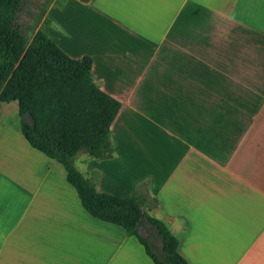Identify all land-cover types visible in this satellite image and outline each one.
<instances>
[{"label":"crops","instance_id":"0c3cea01","mask_svg":"<svg viewBox=\"0 0 264 264\" xmlns=\"http://www.w3.org/2000/svg\"><path fill=\"white\" fill-rule=\"evenodd\" d=\"M72 2L85 31L66 15ZM238 3L64 0L41 29L68 57H89L94 83L120 104L112 157L77 154L76 170L120 197L147 181L149 214L187 264H264V29L234 15ZM12 119L0 140V264H152L133 236L82 209L63 168ZM144 156L151 166L130 179Z\"/></svg>","mask_w":264,"mask_h":264},{"label":"trees","instance_id":"16d2710c","mask_svg":"<svg viewBox=\"0 0 264 264\" xmlns=\"http://www.w3.org/2000/svg\"><path fill=\"white\" fill-rule=\"evenodd\" d=\"M31 2L0 0V103L16 102L20 135L63 168L65 181L90 217L133 236L152 264H187L176 250V237L149 214L158 201L147 181L136 184L131 196H114L98 192L74 167L79 152L94 160L112 157L109 127L120 104L94 83L89 57H68L41 29L25 40L18 16ZM24 114L30 122L22 120ZM139 220L155 228L157 245L152 233L137 235Z\"/></svg>","mask_w":264,"mask_h":264},{"label":"rangeland","instance_id":"374dc122","mask_svg":"<svg viewBox=\"0 0 264 264\" xmlns=\"http://www.w3.org/2000/svg\"><path fill=\"white\" fill-rule=\"evenodd\" d=\"M64 0H49L45 2L44 0H32L30 5H28L24 11L18 16V22L21 26L22 34L26 41H29L34 32L37 29H42L47 27L49 22V17L46 14L47 8L49 5H52L54 3L56 6H60ZM239 7L241 8L240 12L234 13V15H239L242 19L247 20L249 23L255 24V25H261L264 29V0H239ZM69 9L66 10V15L69 18L71 14H74L76 12V22L80 24V27L82 31H85L88 27V19L85 14H78V11L76 10L77 5L72 2L67 6ZM56 14L55 12L51 11V15ZM60 16L63 15V13L56 14ZM57 17V16H56ZM63 19V18H62ZM61 23L56 24V27L61 26ZM56 27H54L56 29ZM42 31V30H41ZM47 33V32H45ZM58 40V45L62 47L63 45V39H61V36L56 37ZM66 43V42H65ZM16 102L11 101L8 103H2L0 104V140H7L10 138V135L12 133L4 131V126L2 125V121L6 120L3 117L7 118L6 120L8 122L7 127L10 128L11 122H13V117H16ZM5 121V122H6ZM135 145H138L139 147L145 144L146 142L140 141V140H134L132 141ZM150 148V146H149ZM79 158L83 156H87L83 152L78 153ZM78 158L73 161L74 167L76 169L78 168ZM150 159L144 156L142 160L140 159V162L137 164H133V170L132 172L128 173V177L138 179L140 176V173H142L143 170L148 168V166H151V163H149Z\"/></svg>","mask_w":264,"mask_h":264},{"label":"water","instance_id":"95a60500","mask_svg":"<svg viewBox=\"0 0 264 264\" xmlns=\"http://www.w3.org/2000/svg\"><path fill=\"white\" fill-rule=\"evenodd\" d=\"M21 118L25 122L31 121V118L28 114H24ZM135 228L137 235L141 238H146L150 233H152L154 238L151 240V242L157 245V233L153 226L146 224L143 220H139L135 225Z\"/></svg>","mask_w":264,"mask_h":264}]
</instances>
